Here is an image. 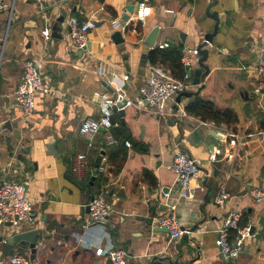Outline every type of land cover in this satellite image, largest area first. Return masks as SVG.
<instances>
[{
  "label": "crops",
  "instance_id": "crops-1",
  "mask_svg": "<svg viewBox=\"0 0 264 264\" xmlns=\"http://www.w3.org/2000/svg\"><path fill=\"white\" fill-rule=\"evenodd\" d=\"M7 1L14 8L9 25L10 14L0 15V122L11 118L18 128L0 133V184L8 177L28 185L40 221L23 224L25 229L38 227L43 232L36 261L111 264L107 255H97L90 247L105 246L107 240L99 227L86 226L84 206L93 194L87 185L104 149L107 172L93 181L92 190L95 193L109 182L116 192L107 225L115 245L131 255L128 264H264V198L258 202L249 194L251 187H264V90L257 92L264 75L256 68L264 44V0H218L211 12L219 13V28L205 47L210 70L203 83L182 91L211 99L219 109H233L239 122L230 126L188 114L187 95L168 102L163 114L135 104L151 64L148 60L144 70L140 67L145 37L159 25L155 48L167 42L197 48L215 29L216 19L207 14L214 0H152V14L144 23L128 20L125 25H121L124 10L129 4L136 7L139 0H54L46 11L51 28L63 14L65 21L59 27L62 37L52 35L50 40L42 36L44 21L34 0ZM74 18L97 23L90 32L91 48L83 53L70 37ZM117 30L125 39L119 45L112 39ZM200 56L190 54L191 61ZM37 57H44L42 74L54 89L37 97L35 113L26 118L14 91L24 63ZM124 75H129L127 81ZM120 86L124 104H132L113 107L111 131L119 143L105 145V129H101L90 147L80 125L85 118L103 113L94 93L114 97ZM50 143H56L59 155L47 153ZM178 147L203 161L201 178H192L181 193L174 190L163 198L164 187L176 188L177 178L169 166ZM215 147H221L223 154L213 161L210 154ZM232 152L234 157L228 158L226 154ZM78 153H86L89 163L74 173L71 157ZM145 170L155 175L156 184ZM222 191L230 194L224 204L216 199ZM164 203L175 205L191 234L171 241L168 231L159 228L156 218L169 209ZM230 210L240 212V222L252 227L244 252L234 259L225 258L216 243ZM13 253L31 254L21 247H14ZM7 259L0 264H7Z\"/></svg>",
  "mask_w": 264,
  "mask_h": 264
},
{
  "label": "built area",
  "instance_id": "built-area-1",
  "mask_svg": "<svg viewBox=\"0 0 264 264\" xmlns=\"http://www.w3.org/2000/svg\"><path fill=\"white\" fill-rule=\"evenodd\" d=\"M38 6V12L43 18L44 25L42 27V36L45 40H50L52 37V28L47 16L48 7L54 0H34ZM152 0H139L135 7V11L131 14L129 21L133 20L138 24H142L152 14ZM14 4L7 0H0V15L4 11H8L10 18L8 25L13 15ZM97 26L94 20L81 22L77 19L71 20L70 37L76 43L78 50L84 49L89 40L90 32ZM163 48L169 46V43L160 44ZM198 54L196 47H185L183 49L182 61L185 66L191 64L190 54ZM44 57L28 59L24 63V72L22 78L14 91V97L23 115L28 118L36 111L37 97L41 94L52 93L54 87L42 74L44 66ZM260 73L264 75V44L259 49V62L256 67ZM189 76L185 74L183 79L175 77L170 70L162 64H149L146 82L139 88V98L136 101V106L144 108L150 106L161 114L165 112V105L173 101L176 96L187 87L186 81ZM129 75H124L123 80L127 81ZM108 81V80H105ZM123 86L117 88L118 95L110 96L106 92L96 91L94 99L101 107L103 113L99 117H87L80 125V132L89 140L90 147L95 144V137L105 128L104 144L114 146L119 143V139L111 131L115 125L112 115L113 107L122 109L130 104L127 101L124 104ZM264 90V79L259 82L257 92ZM121 103V105H118ZM228 136H237L235 133H229ZM128 147L132 146L131 141L124 142ZM223 154L221 147H215L210 154V159L215 161ZM228 158H233L234 153L226 154ZM101 162L93 168V177L96 179L107 172L108 155H101ZM72 171L80 173L88 167V155L86 153H78L71 157ZM203 161L194 157L189 152L178 147L171 165L169 166L176 175L177 181L183 187H188L192 178H201V168ZM203 179V178H202ZM249 194L258 202L264 198V187L255 186L249 188ZM116 197V192L113 190L111 183H106L102 188L93 193L92 199L88 200L84 206L89 205L88 218L86 226L88 228L99 227L107 240V245H91L95 247L97 255H107L111 260V264H128V258L131 255L124 248L118 247L113 242V237L108 229V219L114 211L113 200ZM230 197L227 191H222L217 196V201L224 204ZM165 213L158 220L159 226L167 227L169 238L171 241L180 237L191 234V230L183 225L176 212L175 205L168 207ZM242 214L238 211L230 210L225 218L224 225L219 229V236L216 240L222 255L227 259L237 258L244 252L246 240L251 236V225H241ZM40 221L36 213L34 200L28 194L25 184L22 181L4 180L0 184V233L6 228V223H12L16 227L22 223L36 225ZM232 231H235V236H232ZM39 245V244H38ZM10 264H39L36 259L32 260L29 255L22 253H13L9 256Z\"/></svg>",
  "mask_w": 264,
  "mask_h": 264
},
{
  "label": "water",
  "instance_id": "water-1",
  "mask_svg": "<svg viewBox=\"0 0 264 264\" xmlns=\"http://www.w3.org/2000/svg\"><path fill=\"white\" fill-rule=\"evenodd\" d=\"M217 3H218V0H214L212 2V4H210L209 7L207 8V14H209V16L215 18L217 21V23L215 25V29L213 32L207 33L205 35L204 41L198 45L197 50L201 56L199 58H197L196 61L193 60V62H191L190 65L186 66L187 75L190 78L192 77V80L188 81V85H198V84L203 83L205 81L206 75L208 74V72L210 70V68L205 64V61L207 60L208 55H209V50L205 49V47L212 42L213 36L215 35V33H217V30L219 28V13L217 11L211 12V8L213 6H215ZM134 11H135V4L127 5V7L124 10V13L121 17V25H125V23L129 20L131 14ZM64 21H65V14H63L61 17H59L56 20L54 26H52L53 37H62V35L59 31V27H60V23L64 22ZM160 28L161 27L159 25H156L151 30V32L145 37V39L143 40L144 41L143 42L144 43L143 44V54H142L141 59H140V67L142 68V70L145 69V67L148 63V53H149L150 48H155L156 40H157L158 33L160 31ZM70 30H71V26H70ZM181 36H182V39L185 41V33H182ZM112 39L117 45L125 42V39L123 37V33L120 30L115 31L112 34ZM90 48H91V43L88 42L87 46L84 49L80 50V53H83L84 50L90 49ZM194 62L197 64V67H195L196 65ZM126 63L129 67V60H127ZM189 94L186 92H180L178 95L180 98L182 95L189 96ZM118 105H121V103H119ZM116 108L117 107H114V109H116ZM16 128H18V124L15 121H13L11 118L0 122V133H3L6 130L13 132ZM102 129H105V128H102ZM47 148H48V151H47L48 154H54L56 156L59 155V152L56 150V143L48 144ZM102 154H106V151L104 149L101 150V153L99 154V156L97 158V164H99L101 162V158H102L101 155ZM94 180H95V178L92 177V181L90 182V186H93ZM3 182H4V179H2L1 184ZM175 186H176V188H172V187H168V186L164 187V189L161 193L162 197L165 198L167 193H170L171 191L173 192L174 190H177V192H179V193H181L183 191V186L178 181L176 182ZM25 187H26V190L28 191V185L27 184H25ZM90 192H91V190H90ZM244 193H245V191H244ZM92 197H93V194L91 193L88 196V200L92 199ZM163 206H164V209L168 208L167 203H164ZM86 209L89 212V205L86 207ZM163 215H158V218H160ZM46 219H47V215H44V220L46 221ZM24 226L25 225L23 223L20 224L19 226H16V227L12 226V223H10V222L6 223V228L4 229V231H2L0 233V260L1 261H4L5 258H7L13 254L14 247H21V248L29 249L31 252L30 258L32 260L36 259L37 253L39 250L38 240L42 236V233H43L42 229H40L38 227L25 229ZM50 228H51V226L47 227L48 230ZM159 228L162 231H167V227L163 226V227H159ZM251 229H252V227H251Z\"/></svg>",
  "mask_w": 264,
  "mask_h": 264
},
{
  "label": "trees",
  "instance_id": "trees-1",
  "mask_svg": "<svg viewBox=\"0 0 264 264\" xmlns=\"http://www.w3.org/2000/svg\"><path fill=\"white\" fill-rule=\"evenodd\" d=\"M138 28L141 29V26L139 25ZM182 55V46L169 44L168 47H156L151 49L148 53V60L153 64L164 65L175 77L183 79L186 74V67L182 61ZM189 99V102L185 105V110L192 116L212 122L216 125L226 124L230 126L232 124L236 125L239 122L238 114L233 109H219L213 100L198 95L191 96ZM145 174L147 176H152L153 184L157 183L156 177L151 171L145 170ZM104 179L107 180V177H104ZM105 184H102L100 188ZM87 187L94 193L92 190L94 185L90 186L89 184ZM240 224L246 225L248 223L240 222ZM231 233L232 236H235V231Z\"/></svg>",
  "mask_w": 264,
  "mask_h": 264
},
{
  "label": "rangeland",
  "instance_id": "rangeland-1",
  "mask_svg": "<svg viewBox=\"0 0 264 264\" xmlns=\"http://www.w3.org/2000/svg\"><path fill=\"white\" fill-rule=\"evenodd\" d=\"M17 2H18V0H16L15 4H16ZM15 6H16V5H15ZM5 13H7V15H8L9 12L7 11V12H5ZM10 27H11V26H10ZM9 31H10V30H9ZM10 179H12V178H8V177H7V180H10ZM34 204H36L35 201H34ZM7 264H10V263H9V257H8V259H7Z\"/></svg>",
  "mask_w": 264,
  "mask_h": 264
}]
</instances>
